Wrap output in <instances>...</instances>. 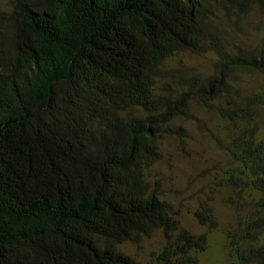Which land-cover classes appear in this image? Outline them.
Masks as SVG:
<instances>
[{"label": "trees", "instance_id": "16d2710c", "mask_svg": "<svg viewBox=\"0 0 264 264\" xmlns=\"http://www.w3.org/2000/svg\"><path fill=\"white\" fill-rule=\"evenodd\" d=\"M213 1L13 0L0 9V264H138L118 247L156 233L164 243L154 264H200L208 234L181 227L151 175L192 99L225 123L223 185L253 206L228 234L231 262L264 264V95L247 102L236 87L240 75L264 72V50L229 51ZM204 53L216 57L210 75L166 67ZM195 218L217 228L207 205Z\"/></svg>", "mask_w": 264, "mask_h": 264}, {"label": "rangeland", "instance_id": "374dc122", "mask_svg": "<svg viewBox=\"0 0 264 264\" xmlns=\"http://www.w3.org/2000/svg\"><path fill=\"white\" fill-rule=\"evenodd\" d=\"M239 1L234 5L228 0L213 1L210 11L215 30L229 51L264 50V7L255 0ZM12 2L0 0V9L9 10ZM215 61L212 53L182 54L169 60L166 67L176 74L207 76L213 72ZM239 77V98L248 102L256 93L264 95V72ZM261 118L264 121V112ZM171 126L176 132L162 140V159L151 171L152 183L172 206L182 228L197 235L208 234L209 248L201 255L200 264H232L228 234L253 206L244 193L238 196L223 185L224 171L231 164L219 145L228 138L225 123L210 107L192 99L187 114ZM202 204L212 210L216 229L209 230L196 221L195 212ZM163 243L162 234L156 233L140 245L126 243L118 248L138 264H154L152 254Z\"/></svg>", "mask_w": 264, "mask_h": 264}]
</instances>
